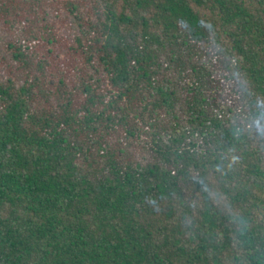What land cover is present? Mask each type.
<instances>
[{"label": "trees", "instance_id": "16d2710c", "mask_svg": "<svg viewBox=\"0 0 264 264\" xmlns=\"http://www.w3.org/2000/svg\"><path fill=\"white\" fill-rule=\"evenodd\" d=\"M0 264H264V0H0Z\"/></svg>", "mask_w": 264, "mask_h": 264}]
</instances>
